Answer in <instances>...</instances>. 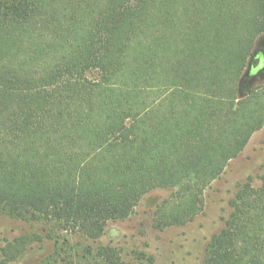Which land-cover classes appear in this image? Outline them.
Returning a JSON list of instances; mask_svg holds the SVG:
<instances>
[{
  "label": "trees",
  "instance_id": "1",
  "mask_svg": "<svg viewBox=\"0 0 264 264\" xmlns=\"http://www.w3.org/2000/svg\"><path fill=\"white\" fill-rule=\"evenodd\" d=\"M262 35L264 0H0V215L47 232L33 264H154L98 241L155 189L170 191L155 231L202 214L264 126V83L240 88ZM259 179L238 185L202 264H264Z\"/></svg>",
  "mask_w": 264,
  "mask_h": 264
},
{
  "label": "rangeland",
  "instance_id": "2",
  "mask_svg": "<svg viewBox=\"0 0 264 264\" xmlns=\"http://www.w3.org/2000/svg\"><path fill=\"white\" fill-rule=\"evenodd\" d=\"M264 83V35L256 41L253 55L243 74L241 94ZM264 172V126L255 132L247 146L232 159L225 171L213 181L204 193V210L193 221L181 227L155 231L152 213L170 195L169 190H153L137 206L126 220L108 222L99 244L110 245L119 250L126 260L127 254L142 250L153 256L154 264H202L207 246L213 235L224 227L229 215V201L237 192L238 185L251 178L252 187L261 185L259 176ZM40 225L25 224L6 215H0V261L3 249L20 235L35 234L31 249L16 254L10 264H33L37 258L53 250V242ZM75 240H72L74 242ZM12 254V253H11Z\"/></svg>",
  "mask_w": 264,
  "mask_h": 264
},
{
  "label": "water",
  "instance_id": "3",
  "mask_svg": "<svg viewBox=\"0 0 264 264\" xmlns=\"http://www.w3.org/2000/svg\"><path fill=\"white\" fill-rule=\"evenodd\" d=\"M243 95V94H242Z\"/></svg>",
  "mask_w": 264,
  "mask_h": 264
}]
</instances>
